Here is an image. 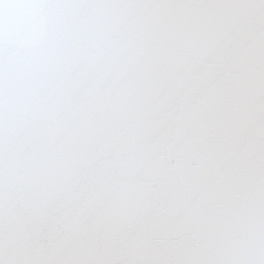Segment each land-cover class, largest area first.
I'll return each mask as SVG.
<instances>
[{"label": "snow or ice", "instance_id": "1", "mask_svg": "<svg viewBox=\"0 0 264 264\" xmlns=\"http://www.w3.org/2000/svg\"><path fill=\"white\" fill-rule=\"evenodd\" d=\"M0 264H264V0H0Z\"/></svg>", "mask_w": 264, "mask_h": 264}]
</instances>
